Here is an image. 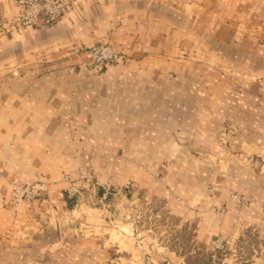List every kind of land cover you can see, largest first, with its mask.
Wrapping results in <instances>:
<instances>
[{
  "label": "crops",
  "instance_id": "0c3cea01",
  "mask_svg": "<svg viewBox=\"0 0 264 264\" xmlns=\"http://www.w3.org/2000/svg\"><path fill=\"white\" fill-rule=\"evenodd\" d=\"M71 1L3 31L18 8L0 0V264L178 260L188 238L264 225V0ZM95 44L122 59L94 72ZM81 167L133 190L74 206ZM12 181L41 196L14 207ZM233 193L252 202L240 219Z\"/></svg>",
  "mask_w": 264,
  "mask_h": 264
},
{
  "label": "built area",
  "instance_id": "2783aa9c",
  "mask_svg": "<svg viewBox=\"0 0 264 264\" xmlns=\"http://www.w3.org/2000/svg\"><path fill=\"white\" fill-rule=\"evenodd\" d=\"M18 13L10 21L2 24L3 31H12L19 27L46 28L56 24L72 7L71 0H14ZM90 58V68L96 73L104 72L108 67L116 66L122 55L113 48L99 45L87 48ZM76 179L71 174H66L63 180L66 182L64 189L67 200L74 206H80L85 197V192L95 190V198L92 199L94 207L108 208L113 199L120 191L131 192L133 184L128 183L120 187L115 186L112 181L101 182L95 171L90 167H81L76 172ZM41 185L39 182L24 184L20 182L11 183L10 198L15 202L27 201L32 203L41 196ZM231 200L237 204L239 211L249 200L245 195L233 193ZM220 211L225 212L223 207ZM220 243V242H218Z\"/></svg>",
  "mask_w": 264,
  "mask_h": 264
},
{
  "label": "rangeland",
  "instance_id": "374dc122",
  "mask_svg": "<svg viewBox=\"0 0 264 264\" xmlns=\"http://www.w3.org/2000/svg\"><path fill=\"white\" fill-rule=\"evenodd\" d=\"M99 45L111 47L107 44H95L93 46ZM87 48H82V50L79 51H86ZM114 50L123 55L121 51L116 49ZM13 182L18 181H12L11 183ZM246 198L249 200V196L246 195ZM36 201L32 203H28L27 201L15 203L10 198V202L14 207H18L23 203L33 204ZM251 205L252 202L249 200V204H246L244 208H249ZM236 213L237 218L240 219L242 211L240 212V210H236ZM241 224L242 225L239 226V229L234 233V238H211L206 244H199L198 242H194L193 238L192 241L191 238H188L184 245H180L178 250H175L177 251L179 257L178 260L175 259L177 260V264H264V225H258L257 223L253 224L250 222H242ZM6 235L1 238H7ZM175 260L170 258L159 260L148 251H144L141 259L137 261L129 260L128 263L174 264ZM103 264L117 263L114 260H109L105 261Z\"/></svg>",
  "mask_w": 264,
  "mask_h": 264
}]
</instances>
